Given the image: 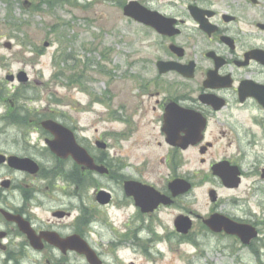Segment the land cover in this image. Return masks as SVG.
<instances>
[{
	"label": "flooded vegetation",
	"instance_id": "af4514ba",
	"mask_svg": "<svg viewBox=\"0 0 264 264\" xmlns=\"http://www.w3.org/2000/svg\"><path fill=\"white\" fill-rule=\"evenodd\" d=\"M130 2L150 13L165 32L138 23L153 35L149 40L154 42L153 55H144L140 62L135 102L131 105L124 102L122 108L110 110L122 128L112 129L106 140L101 135L87 138L75 118L65 112L59 117L34 119V108L28 105V99L24 100L29 97L20 92L31 85L27 72L6 71L0 76V122L18 127L22 133L20 139L12 141L21 152L0 149V154L29 159L38 170L31 174L12 168L7 162L0 164V169L29 175L42 183L62 182L66 187L62 191L70 193L66 195L77 203L74 207L52 208V219L37 220L31 215L37 191L24 192L21 202L15 203L19 186L12 178L0 179V209L20 216L37 236L56 233L60 238L78 235L85 239L86 231L96 225L94 208L82 204L89 189H94V203L99 207L129 211L124 222L127 234L139 238L140 233L147 231L155 236L156 228L150 222L156 227L159 213L177 209L180 201L196 188L197 173L190 168L193 156L203 166L197 172L227 192L238 190L248 176L264 183V0H122L121 9ZM12 27L17 30L15 23ZM62 62L68 59L63 58ZM68 82L78 86L79 75H70ZM48 119L71 133L72 143L64 146L74 144L84 150L92 164L103 167L102 172L88 168L71 154L57 156L49 145L54 135L41 125ZM31 134L36 135L34 141ZM114 140L128 142L126 155L115 150ZM137 150L142 160L136 164L130 161V156ZM159 166L165 171L157 169ZM221 173L234 179L239 177V185L225 186ZM152 175L153 179L147 177ZM102 180H106L109 188L103 187ZM175 180L183 182L180 189H188L174 194L171 185ZM115 187L122 197H116ZM259 188L251 186L255 193L260 192ZM100 191L108 195L106 204L97 200ZM210 192L215 200H211ZM208 195L213 209L205 217L218 213L242 222L235 215L218 210L223 202L215 188H209ZM233 203L237 205V201ZM180 215L191 217L193 223H202L193 212L183 211L173 219V228ZM0 218L17 233L14 241L2 243L10 233L0 230L1 250L8 251L16 244L14 253L37 251L17 223L5 220L1 213ZM65 219H71L73 224L61 223ZM17 237L22 239L21 247L16 243ZM40 243L42 248L38 252L58 250L43 235Z\"/></svg>",
	"mask_w": 264,
	"mask_h": 264
},
{
	"label": "rangeland",
	"instance_id": "374dc122",
	"mask_svg": "<svg viewBox=\"0 0 264 264\" xmlns=\"http://www.w3.org/2000/svg\"><path fill=\"white\" fill-rule=\"evenodd\" d=\"M120 1L0 0V76L6 71L24 69L27 72L31 85L20 92L29 97L24 100L28 99V105L34 108V119L49 115L59 117L65 112L75 118L89 139L101 135L106 140L112 129L122 128L121 122L114 121L110 110L122 108L124 102L129 105L135 102L139 65L144 55H153L154 42L149 41L153 35L148 30L123 16ZM14 23L17 30L12 27ZM6 42L11 48L4 46ZM63 58L68 62L63 63ZM3 59L6 60L2 62ZM72 74L79 75L78 86L68 82ZM21 136L18 127L0 122V149L21 152V148L12 143ZM35 139L36 135L31 134V140ZM113 144L115 150L126 155L128 142L114 140ZM134 153L130 161L137 164L142 158L139 150ZM190 161V168L197 173L196 188L180 201L177 209L159 213L156 227L150 222L156 228L155 236L147 231L140 233L139 238L127 234L124 222L129 211L99 207L94 203V189L88 190L82 204L94 208L96 225L87 230L90 233L86 231L85 239L96 250L102 264H264V183L248 176L238 190L227 192L197 172L203 167L197 156ZM246 168L249 169L247 163ZM157 169L165 171L162 166ZM5 177L12 178L19 186L15 203L21 202L24 192L37 191L31 206V215L37 220L52 219V208L77 204L68 197L70 193L62 191L66 188L62 182L42 183L29 175L0 169V179ZM102 181L103 187L109 188L106 180ZM253 184L260 187V192H252ZM209 188H215L222 198L218 210L257 226L259 236L251 244L243 245L236 237L223 233L213 234L200 221L192 222L186 236L174 232L173 219L178 213L191 211L205 217L213 209ZM114 189L116 197H122L118 187ZM75 215L73 212L72 216ZM2 221L0 218V230L10 233L2 243L14 241L17 233ZM61 223L71 225L73 221L65 219ZM16 241L21 247L22 239L17 237ZM15 245L8 251L0 249V264H88L84 256L75 252L63 255L58 250L48 249L14 253Z\"/></svg>",
	"mask_w": 264,
	"mask_h": 264
},
{
	"label": "water",
	"instance_id": "95a60500",
	"mask_svg": "<svg viewBox=\"0 0 264 264\" xmlns=\"http://www.w3.org/2000/svg\"><path fill=\"white\" fill-rule=\"evenodd\" d=\"M123 15L137 22H142L146 25L152 26L160 33L165 32V29L163 27H160L155 23L150 13L138 8L136 2H130L126 4L123 7ZM6 45L7 47H10L9 44ZM44 45L46 46L47 43H45ZM23 75L24 73L21 72L20 76ZM41 125L54 135V140L49 142V145L50 149L57 156L65 157L71 154L76 160L82 162L88 168L102 172L103 167L95 166L94 164H92V160L87 156L84 150L77 148L76 146H74V144L73 146L67 147L63 145L64 143L68 142L72 143L71 133L63 126L53 120H45ZM5 161L10 167L26 170L31 174L36 173L38 170V166L36 165V163L29 159H22L17 156H9L8 158H6L4 155L0 154V164L4 163ZM219 175L225 186L239 185V177L234 179L233 176L230 175V177L228 173H221ZM182 183L183 182L181 180H175L172 183L171 187L174 190V194L183 192L188 189V187L185 189H180ZM210 197L211 200H215L213 192H210ZM97 200L101 204H106L108 200L107 193L104 191H100L97 194ZM0 212L8 221H13L18 224L20 230L27 235L30 244L34 247V249L41 250L42 245L40 241L41 235H43L49 243L56 246L63 253H66L67 250L75 251L80 255H84L88 264H102L101 260L98 258L94 250L80 236L72 235L66 238H60L56 233H42L40 236H37L30 228L29 224L25 222L20 216L8 213L3 209H0ZM203 222L211 231L215 233L224 232L227 235L238 237L241 243L244 245H248L254 238L258 236V231L255 226L248 223H242L232 220L218 213L210 215L208 218L204 219ZM174 226L177 232L181 234H187L191 228V219L188 216H178V218L175 220Z\"/></svg>",
	"mask_w": 264,
	"mask_h": 264
},
{
	"label": "trees",
	"instance_id": "16d2710c",
	"mask_svg": "<svg viewBox=\"0 0 264 264\" xmlns=\"http://www.w3.org/2000/svg\"><path fill=\"white\" fill-rule=\"evenodd\" d=\"M56 1V0H55ZM61 1V0H60ZM65 1H67V2H69L70 0H65ZM72 1H74V0H72ZM77 1H79V0H77Z\"/></svg>",
	"mask_w": 264,
	"mask_h": 264
}]
</instances>
